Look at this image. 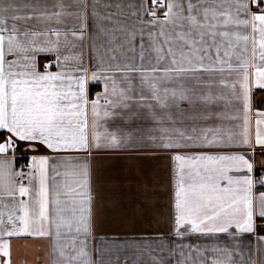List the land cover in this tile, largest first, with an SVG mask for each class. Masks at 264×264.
Segmentation results:
<instances>
[{
    "label": "snow or ice",
    "instance_id": "obj_1",
    "mask_svg": "<svg viewBox=\"0 0 264 264\" xmlns=\"http://www.w3.org/2000/svg\"><path fill=\"white\" fill-rule=\"evenodd\" d=\"M0 264H264V0H0Z\"/></svg>",
    "mask_w": 264,
    "mask_h": 264
},
{
    "label": "crops",
    "instance_id": "obj_2",
    "mask_svg": "<svg viewBox=\"0 0 264 264\" xmlns=\"http://www.w3.org/2000/svg\"><path fill=\"white\" fill-rule=\"evenodd\" d=\"M135 231H140L139 227H137V229H135ZM109 235H125V234H132V232L126 230V229H115V230H109L108 231Z\"/></svg>",
    "mask_w": 264,
    "mask_h": 264
}]
</instances>
